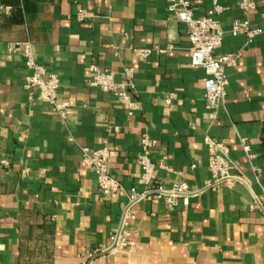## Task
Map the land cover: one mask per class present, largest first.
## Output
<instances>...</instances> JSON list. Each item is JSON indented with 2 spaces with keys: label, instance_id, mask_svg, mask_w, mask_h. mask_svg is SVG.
<instances>
[{
  "label": "crops",
  "instance_id": "crops-1",
  "mask_svg": "<svg viewBox=\"0 0 264 264\" xmlns=\"http://www.w3.org/2000/svg\"><path fill=\"white\" fill-rule=\"evenodd\" d=\"M173 1L0 0V264H264V0L247 13L240 0H189L197 18L216 2L225 9L218 54L239 57L226 69V101L216 115L204 100L205 72L190 63L188 30L169 11ZM246 19L263 31L251 42L231 34ZM27 42L60 78L59 100L70 103L65 118L25 89ZM130 66L131 95L141 105L133 115L88 86L94 67L122 81ZM145 134L158 142L150 159L167 187L198 190L211 181L207 138L229 147L233 174L247 184L222 183L187 207L142 201L131 226L137 249L100 254L130 191L143 189ZM83 147L109 149L122 192L101 195Z\"/></svg>",
  "mask_w": 264,
  "mask_h": 264
},
{
  "label": "built area",
  "instance_id": "built-area-1",
  "mask_svg": "<svg viewBox=\"0 0 264 264\" xmlns=\"http://www.w3.org/2000/svg\"><path fill=\"white\" fill-rule=\"evenodd\" d=\"M104 1L111 3L113 0ZM256 3V0H240L239 8L247 13L256 9ZM169 11L188 30L190 63L194 68L202 69L205 72L204 100L207 109L212 115H216L226 101L228 86L226 69L234 66L239 58L238 55L218 54L224 39V31L218 16L225 9L216 2L206 17L197 18L195 16L196 8L189 0H174ZM77 18L80 22L86 21V16L82 12L78 13ZM239 33H244L248 41L251 42L263 31L246 19L233 23L231 34ZM21 46L24 50L25 67L30 72L26 77L25 89L31 94L37 93L42 100L52 106L54 112L65 118L70 110V103L66 100H59L60 78L49 73L47 68L38 62L29 42L23 43ZM16 47V44H10L11 51H14ZM135 54L142 59H147L150 56V51L136 50ZM135 74L134 66L126 67L123 71V80L117 81L114 73L94 67L88 80V86L118 98L122 104L128 107L129 114L133 115L141 107L140 103L131 95V91L134 89ZM205 142L211 151L209 158L211 181L201 189L192 190L184 182H174L170 187H167L164 181L156 177L157 166L151 161L150 155L158 146V142L147 134L142 137L143 154L139 158L142 174L139 183L143 189L142 191L136 189L130 191L128 202L121 216L120 227L111 236L110 245L100 254L125 253L137 249L131 226L137 217V206L142 201H162L170 209L179 205L187 207L192 198L198 197L206 190L222 183L247 184L243 177L233 174L235 165L231 159L229 147L211 138H207ZM242 147L247 157L252 160L254 155L244 141H242ZM82 155L84 163L95 172L99 191L105 199L124 190L122 184L109 172L111 155L108 148L91 150L89 147H83ZM160 167L164 170L169 169L164 164H161Z\"/></svg>",
  "mask_w": 264,
  "mask_h": 264
},
{
  "label": "trees",
  "instance_id": "trees-1",
  "mask_svg": "<svg viewBox=\"0 0 264 264\" xmlns=\"http://www.w3.org/2000/svg\"><path fill=\"white\" fill-rule=\"evenodd\" d=\"M20 1V0H19Z\"/></svg>",
  "mask_w": 264,
  "mask_h": 264
}]
</instances>
